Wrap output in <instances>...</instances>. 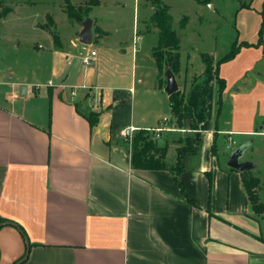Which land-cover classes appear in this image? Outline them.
Segmentation results:
<instances>
[{"label":"crops","instance_id":"crops-1","mask_svg":"<svg viewBox=\"0 0 264 264\" xmlns=\"http://www.w3.org/2000/svg\"><path fill=\"white\" fill-rule=\"evenodd\" d=\"M239 1L237 45L257 43L256 0ZM102 17L93 21L92 48L81 46L75 19L66 38L53 19L46 81L0 74V264L16 263L27 250L21 264H264V213L253 210L243 181V172L259 178L264 203V40L241 45L220 65L222 91L204 63L200 93L208 86L207 97L179 128L157 45L154 83L139 61L141 46L114 42ZM134 32V41L146 39ZM89 50L97 56L85 66L80 57ZM175 75L191 106L187 77L181 69ZM165 117L176 129L155 141L170 166L182 139L198 141L184 169L135 167L133 140L122 130L134 126V137L153 139L147 130ZM231 139L247 147L241 160L253 162L250 170L228 165Z\"/></svg>","mask_w":264,"mask_h":264},{"label":"rangeland","instance_id":"rangeland-1","mask_svg":"<svg viewBox=\"0 0 264 264\" xmlns=\"http://www.w3.org/2000/svg\"><path fill=\"white\" fill-rule=\"evenodd\" d=\"M84 1H71L77 14L82 18L81 21L74 20L73 22L77 21L84 28V23L91 19L93 27V21L96 23L101 16L106 18L109 22H106L105 25L112 30L114 42L123 41L129 50L133 45L137 48L141 46L139 61L145 68L147 67L150 80L154 83L157 82L159 80L157 66L152 53V47L158 45V31L153 29L155 27L153 15L158 7L157 4L153 0H103L102 7L95 8L94 13L90 12L86 17L85 9L87 7ZM163 4L168 5L170 9V27L178 33V36H182L180 69L182 74L187 77L186 95L196 105L194 106L193 103L191 105L192 116H194V107L197 108V111L200 110L199 103L203 97L200 92L205 82V77L201 75L204 71L202 53H215L223 56L232 50L233 44L237 40L235 22L240 1L162 0ZM256 5H258L256 13L261 22L259 40L262 28V39L264 40V0H256ZM6 6L14 9V12L1 21L0 74L10 78V74L15 73L14 77L24 75L29 80L46 81L48 76L44 65L51 60L50 44L53 41L50 33L56 26L53 19L56 20L57 27L65 38L72 30L70 23L72 20L68 18L65 11L64 0H0V11ZM96 17L97 19H95ZM135 26L139 35H145L146 39L143 42L134 41ZM39 44L42 45V48L37 47ZM81 46L92 48L96 45L93 42V44L82 43ZM74 51L77 52L76 49ZM130 56H132L131 53ZM130 56H128L129 60ZM247 58L249 56L241 58V61H245ZM161 77L164 80L167 78L165 74H162ZM169 113L173 116L172 111ZM174 134L176 139H179V133ZM151 140L157 145L156 139ZM228 142L224 147L230 154L236 144L229 148L227 147ZM144 145L145 143L141 144V146Z\"/></svg>","mask_w":264,"mask_h":264},{"label":"trees","instance_id":"trees-1","mask_svg":"<svg viewBox=\"0 0 264 264\" xmlns=\"http://www.w3.org/2000/svg\"><path fill=\"white\" fill-rule=\"evenodd\" d=\"M72 0H64L65 11L69 18L81 21V16L76 12L75 6L71 4ZM157 4V9L153 15V21L155 26L159 29V43L154 47L153 53L157 60L160 74L167 76V70L170 68L173 73L177 74L180 70V44L181 40L178 38V33L174 31L169 24V6L163 4L162 0H153ZM85 15L89 16L92 8L101 4V0H85ZM12 8L10 6L4 7L0 11V24L3 18H5ZM263 28L260 31V40L258 43L243 42L241 45L244 46H257L262 43ZM56 38V35H54ZM237 42H234L232 50L219 60H215L214 56L209 53H202L203 62L206 65V72L215 74L220 84L221 91L225 87L224 80L219 76V67L223 62L233 59L239 52L240 46ZM164 50V52H161ZM160 84L162 82L160 80ZM208 86L203 90V96L206 98ZM171 100V111L175 118L174 122L177 127L181 128L184 125V116L187 114L192 116V108L188 104L186 96L178 90L177 92L170 95ZM91 125H94L96 118L90 116ZM183 143L177 150L178 158L175 166H170L166 160V147H158L152 142L143 132L137 134L132 142V162L137 168L147 169H165L180 172L184 169V156L187 152L194 150L197 147L198 141L192 140L187 137L182 139ZM145 143L144 146H141ZM243 181L247 192L250 197V201L253 210L257 213H264V203L261 201L259 196L258 187L260 180L258 177L248 175L247 172H243ZM15 264V263H13Z\"/></svg>","mask_w":264,"mask_h":264},{"label":"water","instance_id":"water-1","mask_svg":"<svg viewBox=\"0 0 264 264\" xmlns=\"http://www.w3.org/2000/svg\"><path fill=\"white\" fill-rule=\"evenodd\" d=\"M180 39V36H178ZM80 42L84 44H91L93 42V32H92V20L89 19L84 23V28L80 33ZM179 90V85L175 73L169 68L167 70V85L166 92L171 95ZM246 146L241 144L235 148L229 156L228 165L239 171H248L253 167V162L251 161H242L243 155L246 150ZM28 250L26 255L21 260L17 261L15 264H21L27 258Z\"/></svg>","mask_w":264,"mask_h":264},{"label":"built area","instance_id":"built-area-1","mask_svg":"<svg viewBox=\"0 0 264 264\" xmlns=\"http://www.w3.org/2000/svg\"><path fill=\"white\" fill-rule=\"evenodd\" d=\"M97 56V51L96 50H89L83 54H81V63L85 66H89L93 63V61L95 60ZM83 87H87V86H83ZM74 93V92H73ZM169 117H165L163 118V120L161 121V126L157 127V128H151L148 129L147 131L150 132L153 137V139H156L157 137H159V134L164 131V130H174L176 129V127H173L172 125H169ZM138 128L134 127V126H128L126 128H124L122 130V135L129 140H133L134 137V132L137 130ZM234 144H236L235 140H230L229 144L227 145L229 148L231 146H233Z\"/></svg>","mask_w":264,"mask_h":264}]
</instances>
